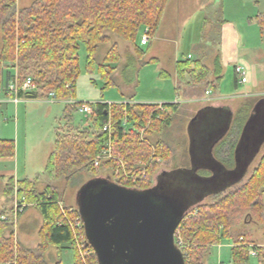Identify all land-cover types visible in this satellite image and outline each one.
<instances>
[{"label":"rangeland","instance_id":"rangeland-1","mask_svg":"<svg viewBox=\"0 0 264 264\" xmlns=\"http://www.w3.org/2000/svg\"><path fill=\"white\" fill-rule=\"evenodd\" d=\"M33 1L18 0V9L31 5ZM263 11L264 0H169L161 23L157 31L151 35L148 44L141 43L143 30L140 31L135 44L109 33L111 39L100 46L97 57L102 63L109 50L117 44L120 60L108 64L115 68L112 71V79L104 77L97 63L90 67L86 46L82 44L79 51L80 75L74 99H24L18 105L10 103L0 108V137L13 138L16 144L14 155L16 159L6 162L0 160V168L14 171L16 178L37 181L36 187L39 191L50 185L59 192L62 205L70 209H84L85 187L116 182L118 178L112 169L102 170L97 174L83 170L69 181L65 177L52 178L47 175L46 167L55 147L57 127L59 129L64 127L63 133L69 130L66 127L70 123L67 122L65 113L67 103L69 101L82 104L100 101L121 103L131 100L134 103L160 104L159 100L171 99L180 104L179 110L170 114L173 115L171 124L164 126L159 134L155 132L148 135L149 141L160 139L170 147L169 155L157 160L158 166L153 173L152 184L156 183L158 174L163 170L170 171L172 181L166 184L164 193L160 192L171 201L179 214L188 213L198 204L219 200L246 183L264 155V134L257 150L254 144L255 135L264 133V93H259L261 95L255 98L262 101L258 115L253 114L254 122L249 133L246 132L247 128L243 130L247 134L246 137L239 136L240 129L246 121V109L243 110V114L238 115L239 117H233L229 111L241 101L239 94L248 89L264 92L263 76L261 79L258 78L262 82L257 83L255 75L254 81L250 78V82L245 86H236L234 68L237 61L233 60L229 65L224 64L226 58V46L224 51L222 48L224 34L227 35L228 43L232 39L231 26L225 30L224 23L225 20L230 21L240 34L242 62L249 69L253 65L248 59V50L243 47L251 43L262 44L256 15ZM2 41L3 34L0 29V48ZM136 45L144 52L139 54L135 49ZM189 53L191 60L199 57L204 59L205 65L210 69L209 82L215 80L216 57L219 56L223 61V78L217 84L216 90L213 87H206L204 83L196 88L199 96H186L181 89L175 88L177 62L186 60ZM261 53L264 54V48ZM151 59L153 61L148 62ZM189 78L188 76L187 81ZM208 88L211 95L205 94ZM207 97H214L212 100L221 101L228 109L202 111V108L211 101L206 100ZM71 116L73 125L83 127L90 123L89 112L73 108ZM125 124L126 129L133 126L131 121ZM247 144H250L248 150L245 148ZM213 147L214 152L220 153L227 165L238 162V158L241 157L242 168L235 170L237 172L239 170V173L244 172V177L242 174H235L232 170L217 166L210 152ZM111 153V157L116 159V165L120 166L117 161L123 158L113 154L112 146ZM247 154L254 158L248 165ZM124 172L127 173L126 170ZM139 173L140 171L135 172L132 178L136 179ZM8 176L0 177V212H6L5 215L9 217L8 221L13 225L18 241L25 246L36 248L41 243L39 228L42 226L43 216L34 205H29L21 215L15 217L16 191L14 195L6 193ZM238 215L240 217L232 229L234 235L248 233L255 244L264 245V224L259 221L257 212L248 209ZM28 217L31 218L30 223H27ZM75 218L71 217V222L75 247L79 252V246L83 245L86 238L82 229L77 228ZM233 244L232 239L224 238L218 244L212 245L202 264H234ZM60 253L59 256L56 246H50L45 256L50 263H56L60 259L64 263L74 261L73 249H65ZM90 260L93 261L92 258L86 261ZM260 260V255L252 254L250 251L249 258L244 264H261Z\"/></svg>","mask_w":264,"mask_h":264},{"label":"trees","instance_id":"trees-1","mask_svg":"<svg viewBox=\"0 0 264 264\" xmlns=\"http://www.w3.org/2000/svg\"><path fill=\"white\" fill-rule=\"evenodd\" d=\"M168 2L34 0L31 5L18 9V0H0V29L3 34L0 85L17 73L20 85L28 77H32L35 84L32 91H19L21 99H49L51 93H55L58 99L72 100L80 75L81 45L86 46L90 67L97 63L104 77L110 79L115 68L108 64L120 60L119 49L114 44L100 63L97 57L100 46L109 42L111 33L134 44L140 31L145 28L148 27L153 34L161 23ZM256 22L264 39V12L256 15ZM135 49L139 54L144 52L137 45ZM151 61L153 59L148 62ZM209 75L210 69L202 57L196 60L188 57L177 63L179 82H186L194 88L206 83V87L216 90L223 78L219 56L215 59V80L209 82ZM187 76L190 77L188 81ZM235 82H238L237 75ZM90 105V123L80 127L71 123V114L73 108L80 110L82 103H67L65 113L70 123L66 127L69 130L63 133L64 127L59 129L46 167L47 175L52 178L65 177L69 181L83 170L97 174L112 169L118 178L116 182L122 185L139 189L153 186L157 160L166 158L170 147L160 139L149 141L148 135L159 134L164 126L171 124L173 115L170 114L176 113L180 104L100 101ZM128 121L133 122V126L126 129L125 123ZM109 123L110 129H105ZM109 143L113 154L123 158L124 167L117 166L114 158L101 159L99 165H95V159ZM15 153L14 140L0 139V155L14 156ZM138 171L140 173L136 179L132 178ZM36 184L35 180L10 177L6 183V193L14 195L16 191L17 196L26 197L29 204L40 211L43 216L39 231L41 243L36 248L21 244L13 225L3 218L6 212H0V264H66L61 259L56 263L47 260L45 253L50 246L58 248L59 256L63 250L73 249L75 260L72 264H85L76 250L71 222V217L81 219L79 209L62 205L57 189L48 185L45 190L39 191ZM248 209L257 212L259 221L264 224V155L246 183L213 203L198 204L185 214L176 237H180L185 245L187 264H202L212 245L224 238L233 240L234 264H244L254 242L248 233L235 236L232 229L240 217L238 214ZM254 248L261 257V264H264V247L254 245ZM92 256L93 262H96L95 252Z\"/></svg>","mask_w":264,"mask_h":264},{"label":"water","instance_id":"water-1","mask_svg":"<svg viewBox=\"0 0 264 264\" xmlns=\"http://www.w3.org/2000/svg\"><path fill=\"white\" fill-rule=\"evenodd\" d=\"M263 134L255 135V150ZM249 147L247 144L246 150ZM157 179L158 184L148 189L115 181L84 188V209L79 211L86 242L93 248L98 264H187L176 242L185 214H179L171 201L161 195L172 181L170 171Z\"/></svg>","mask_w":264,"mask_h":264},{"label":"crops","instance_id":"crops-1","mask_svg":"<svg viewBox=\"0 0 264 264\" xmlns=\"http://www.w3.org/2000/svg\"><path fill=\"white\" fill-rule=\"evenodd\" d=\"M224 25H225V30L228 28V26L229 27L231 26L230 32H231V35H232V39H231V41L229 43L227 42V35L224 34V37H223V46H222L223 51L225 50V46H226V50H225L226 58H225L224 64L225 65H229L231 63V61L235 60V61H237L236 66L237 65L242 66L245 69L246 75H247V81L245 83H240L239 82V78L237 76L238 82H237L236 86L237 87H239L240 85L245 86L246 84H248L250 82V78H252L253 81H254L253 77L255 75H256V82L257 83L262 82L260 80L262 76H263V81H264V54L261 53V50H263V48H264V39H263V37L261 36L262 44H257V43L252 44L251 43L247 47H243L246 50H248V59L251 62V64L253 65L252 68L250 67L248 69L247 66L245 64H243L242 58H241L242 48H241V44H240L241 43L240 34L238 33L237 29L234 28L233 24L230 23V21L225 20ZM258 54H260L261 57L260 56L258 57ZM189 55H190V53L188 54V57H189ZM179 61H182V60H178V62ZM222 62L223 61L220 59L221 66H223ZM236 66H235V68H236ZM235 68H234V72H235V77H236L237 73H236ZM222 71H223V67H222ZM176 74H177V72H176ZM163 75L166 76L168 74H163ZM214 78H215V76H214ZM258 78H260V79H258ZM175 81L177 82V83H175L176 84L175 88L176 89H181L183 91V94L186 93V96H197L198 95V91L196 90V88L191 87V86L187 85L186 83L179 82L178 77H177V80H175ZM185 85H187V86L185 87ZM254 87H255V85L252 86V88H254ZM208 90L210 91V88L205 90V94L211 95V91H210V93H207ZM259 93H264V92H257V91L248 89L247 91L239 94V96L241 97V101H239V103L235 107H232V110H229L230 114L233 115V117H235V116L243 114V110L246 109V112H245L246 113V123H245L246 127L244 126V128L242 129V132L239 134V136L241 135V137L242 136L244 137L246 135V132L249 133L248 132L250 130L249 127H251L252 124H253V119H254V115L253 114L256 115L258 110L260 109V104H261L262 100H259V98H257V100L255 99L257 97V95H261ZM200 99H203V98H200ZM212 99H214V97H207L206 100H211V101H210L209 104L205 105L204 108H202L203 109L202 111H206V110H210V109H217L219 111H226V109H228L225 106V104L222 103L221 101L212 100ZM22 100H24V99H20L19 101H15L13 98L7 96L3 92H0V108H2L4 106H7L10 103L18 105L19 102H21ZM27 100H29V99H27ZM128 101H131V100H125L123 102H128ZM159 101L161 103H168V102L169 103L170 102L179 103V102H177L175 100H171V99H168V100L162 99V100H159ZM108 103H111V102H108ZM236 109H237V111H236ZM241 110H242V112H240ZM197 119H198V117L195 120H197ZM248 119H249V123H248ZM245 128H247L248 131ZM243 130H246V132L243 131ZM58 132H59V127H57L56 139H57V136H58ZM0 139L14 140L13 138H3V137H0ZM56 139L54 141V146H55ZM214 151H215V148L213 147L210 152H211L213 158L216 160L217 166L224 167L225 169H229V170H232V171H236L235 168H238V169L242 168V164H243V159L242 158H241L240 161L238 160L239 163L238 162H234V164L232 163L230 165H227L222 160V158H221L222 156L220 155V153H215ZM238 153H239V151L236 154H238ZM15 157L14 156H1L0 155V160L5 161V162L6 161H12V160L16 159ZM247 157L250 158L249 160H246L247 161V165H248V163L251 162L254 158L251 157V155H248V154H247ZM238 172H239V170H238ZM240 173H244V172L240 171ZM5 176H8L9 178L10 177H15L14 171L6 169V168L5 169H3V168L1 169L0 168V177H5ZM16 179L18 180L19 178H16ZM25 179L31 180L30 178H25ZM12 204H13V201L11 200V206H12ZM11 206H10V208H11ZM30 220H31V218L28 217L27 218V223H30ZM26 235H28V234H26ZM253 245H256L257 247L261 246L259 244L258 245L255 244V243H253ZM262 246H264V245H262ZM74 260H75V255H74ZM73 262L74 261H71V262L66 263V264H72Z\"/></svg>","mask_w":264,"mask_h":264},{"label":"built area","instance_id":"built-area-1","mask_svg":"<svg viewBox=\"0 0 264 264\" xmlns=\"http://www.w3.org/2000/svg\"><path fill=\"white\" fill-rule=\"evenodd\" d=\"M151 35H152L151 30L148 27L145 28L143 33H142L141 43L144 44V45L148 44L150 42V40H151ZM190 56L191 55H189V57ZM235 70H236L237 76L239 78V82L240 83H245L247 81V75H246L245 69L242 66L237 65ZM33 89H35V84H34V81H33L32 77H28L23 82V84L20 85L17 73L15 74V76L12 79L7 81L5 84L0 85V92H3L7 96L13 98L15 101H19L21 99L18 96L20 90L32 91ZM207 93H210V91L208 90ZM50 98L54 99V100L58 99L56 97L55 93H51ZM80 111L81 112H90L91 111L90 103H83L81 108H80ZM110 127H111V125L109 123V124H107L105 126V129H110ZM111 156H112L111 146H110V143H109L107 148H105V150L100 155H98V157L95 159V165L98 166L100 161H101V159L109 158ZM117 164L122 166V165H124V162H123L122 159H118ZM29 205L30 204L27 201L26 197L23 196V197L20 198L19 196L16 195L15 210H14L15 217L18 216L19 213L23 212ZM3 218L4 219H8L9 217L7 215H4ZM76 222H77L76 223L77 224V228H79L80 230L81 229L84 230V223H83L82 218L81 219H77ZM84 233H85V231H84ZM85 238H86V236H85ZM176 242H177L178 246L184 252L185 245L181 241L180 237H178V238L176 237ZM251 247H252L251 253L255 254V255H258V252L254 248V245H251ZM93 252H94L93 248L87 244L86 239H85L83 245L79 246V254L82 257V260L85 262V264H98L97 261L96 262H93L91 260H90V262L86 261L88 258L89 259L92 258Z\"/></svg>","mask_w":264,"mask_h":264},{"label":"flooded vegetation","instance_id":"flooded-vegetation-1","mask_svg":"<svg viewBox=\"0 0 264 264\" xmlns=\"http://www.w3.org/2000/svg\"><path fill=\"white\" fill-rule=\"evenodd\" d=\"M165 172H168V171L167 170H163L160 174H158V176L164 174ZM158 176H157V178H158ZM155 184H158V179L156 180V183Z\"/></svg>","mask_w":264,"mask_h":264}]
</instances>
